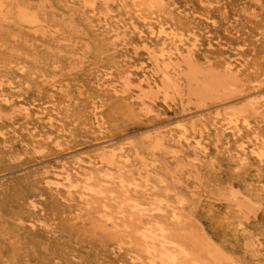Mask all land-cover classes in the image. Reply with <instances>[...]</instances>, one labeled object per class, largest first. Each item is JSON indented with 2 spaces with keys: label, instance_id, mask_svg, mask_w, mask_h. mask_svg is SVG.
Returning <instances> with one entry per match:
<instances>
[{
  "label": "bare ground",
  "instance_id": "6f19581e",
  "mask_svg": "<svg viewBox=\"0 0 264 264\" xmlns=\"http://www.w3.org/2000/svg\"><path fill=\"white\" fill-rule=\"evenodd\" d=\"M98 1L110 0H85L91 6ZM121 1L123 7L126 0ZM140 1L154 10L152 14L166 5L165 0ZM19 8L16 0H0V98L5 100V82L33 86L39 79L40 61L32 59L31 49L18 45L31 39L44 43L47 37L35 15L24 31L21 21L28 14ZM193 16L199 23L200 13ZM141 19L146 29L136 21L131 25L144 38L153 65L140 66L138 89H132L128 76L120 86H109L110 91L95 87L63 104L75 116L92 112L88 136L98 142L78 150L101 145L98 167L67 174L66 168L87 163L88 152L79 154L61 164L45 190L49 195L61 191L73 218L92 223L93 233L114 256L108 264H264V79H242L237 74L242 58L228 59L220 68L198 67L200 33L190 28L186 32L163 16L140 15ZM127 97L139 102L127 103ZM195 98L201 102L192 107ZM240 99L244 101L231 106ZM177 107L179 114L173 119L152 125L146 120L162 108ZM32 111L25 108L28 116ZM43 112L55 119L60 115L56 107ZM129 117L137 120L138 128L121 129L126 133L108 139L109 124ZM164 157L172 164L161 162ZM31 202L37 208L35 200ZM30 240L33 255L44 249L58 257L54 237L37 235ZM2 243L0 264L27 263L19 249Z\"/></svg>",
  "mask_w": 264,
  "mask_h": 264
},
{
  "label": "rangeland",
  "instance_id": "374dc122",
  "mask_svg": "<svg viewBox=\"0 0 264 264\" xmlns=\"http://www.w3.org/2000/svg\"><path fill=\"white\" fill-rule=\"evenodd\" d=\"M16 1L20 12L28 14L21 21L24 31L30 28L35 15L47 37L44 43L31 39L18 45L31 49L32 59L40 61L37 83L32 86L5 82L8 99L0 98V241L19 249L26 264H108L114 256L93 233L92 223L73 218L61 191L49 195L45 190L50 177L60 173L63 162H71L87 151L86 157L90 156L87 163L76 169L66 168L67 174H77L80 170L98 167L101 156V145L84 152L78 150L93 141L88 136L92 130V112L75 116L69 113V108L64 109L63 104L95 87L98 91H110L109 86L115 82L120 86L128 76L132 89H138L142 76L140 66L153 65L144 47V38L131 25L136 21L141 28H147L145 21L139 20L140 15L163 16L186 32L190 28L200 33L203 46L197 53L196 66L220 68L228 59L242 58L244 64L237 72L242 79H264V0H165V8L156 14L140 0H126L123 7L121 0L98 1L95 6L85 0ZM195 13H200L199 23L192 21ZM54 32L56 35H52ZM23 73L28 75L27 70ZM241 84L246 82L240 81ZM126 100L134 105L139 102L137 98L127 97ZM243 101H234L231 106ZM200 102L195 98L190 103L196 107ZM45 107H56L59 117L55 119L43 112ZM25 108L33 110L31 116L26 114ZM160 110L156 116L146 117L149 125L179 114L178 107ZM130 118L117 125L109 124L108 139L116 140L126 133L121 129H137V120ZM16 134L20 136L16 138ZM39 140H44V144ZM139 144H142L140 140ZM42 147L45 151L36 153ZM68 151L73 152L57 159ZM146 154L152 157V153ZM91 157L94 161L89 163ZM160 160L172 164L168 158ZM203 168L199 163L198 169ZM33 220L37 226L31 223ZM47 224L51 227H46ZM37 235L55 238L57 258L44 249L32 254L30 238Z\"/></svg>",
  "mask_w": 264,
  "mask_h": 264
}]
</instances>
